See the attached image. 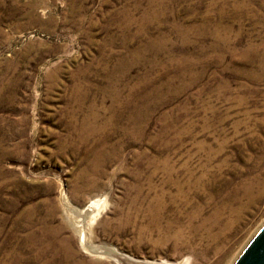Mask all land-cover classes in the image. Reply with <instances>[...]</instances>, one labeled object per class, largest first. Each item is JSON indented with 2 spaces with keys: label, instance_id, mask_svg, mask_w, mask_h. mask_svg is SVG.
<instances>
[{
  "label": "rangeland",
  "instance_id": "rangeland-1",
  "mask_svg": "<svg viewBox=\"0 0 264 264\" xmlns=\"http://www.w3.org/2000/svg\"><path fill=\"white\" fill-rule=\"evenodd\" d=\"M96 199L91 245L235 264L264 227V0H0V264H116L67 217Z\"/></svg>",
  "mask_w": 264,
  "mask_h": 264
},
{
  "label": "bare ground",
  "instance_id": "bare-ground-1",
  "mask_svg": "<svg viewBox=\"0 0 264 264\" xmlns=\"http://www.w3.org/2000/svg\"><path fill=\"white\" fill-rule=\"evenodd\" d=\"M191 185H193V184H191ZM175 186H177V185H175ZM65 202H67V201H65ZM64 204H66V207H67V209H66L67 210L66 213L68 214L67 217L69 218V221L71 222V225L76 229V231L78 233V236H79V240H80L81 245L83 246V248L85 249V251L88 252L92 256L104 257L106 259H109V260L115 262L116 264H185L184 262L178 263V262H169V261L139 260V259L132 258V257H130L128 255L121 254L115 248H109V247L104 246V245H96V246L95 245H91L88 242V229L90 228L91 224L96 220V218L99 217V215L101 214V212L103 210V207H104V203L102 202V200H97V199L96 200H92L83 209H79V210L78 209L75 210V208L72 207V206H70V204L68 202L67 203H64ZM152 204H154V203H152ZM159 207H161V206H159ZM139 208H141V207H139ZM160 210H158V211H160ZM159 213H157V214H159ZM149 215H150V213H149ZM153 215H154V213H153Z\"/></svg>",
  "mask_w": 264,
  "mask_h": 264
},
{
  "label": "water",
  "instance_id": "water-1",
  "mask_svg": "<svg viewBox=\"0 0 264 264\" xmlns=\"http://www.w3.org/2000/svg\"><path fill=\"white\" fill-rule=\"evenodd\" d=\"M235 264H264V227L249 243Z\"/></svg>",
  "mask_w": 264,
  "mask_h": 264
}]
</instances>
